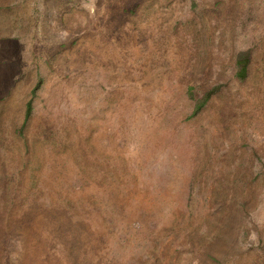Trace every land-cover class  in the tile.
Here are the masks:
<instances>
[{
	"label": "rangeland",
	"instance_id": "rangeland-1",
	"mask_svg": "<svg viewBox=\"0 0 264 264\" xmlns=\"http://www.w3.org/2000/svg\"><path fill=\"white\" fill-rule=\"evenodd\" d=\"M0 264H264V0H0Z\"/></svg>",
	"mask_w": 264,
	"mask_h": 264
},
{
	"label": "trees",
	"instance_id": "trees-1",
	"mask_svg": "<svg viewBox=\"0 0 264 264\" xmlns=\"http://www.w3.org/2000/svg\"><path fill=\"white\" fill-rule=\"evenodd\" d=\"M250 51H243L238 55L237 59V66H238V72L237 75L240 79H244L247 77L249 73V67L251 62V56ZM218 90V87H214L210 91H208L203 98H201L197 103V110H199L202 106H204L211 98V96ZM32 100H29L26 105V112L25 117L26 119L29 118L32 112Z\"/></svg>",
	"mask_w": 264,
	"mask_h": 264
}]
</instances>
